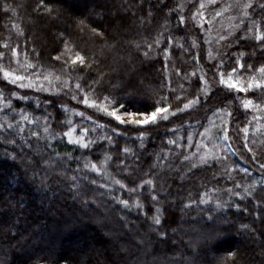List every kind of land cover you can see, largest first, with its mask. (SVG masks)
I'll return each mask as SVG.
<instances>
[{"label":"trees","instance_id":"trees-1","mask_svg":"<svg viewBox=\"0 0 264 264\" xmlns=\"http://www.w3.org/2000/svg\"><path fill=\"white\" fill-rule=\"evenodd\" d=\"M174 1L164 0L167 4L165 7L160 0H47L57 10L55 18H52L34 11L38 0H0V41L10 36L13 45L19 43L24 49L26 44V50L33 59L35 54L31 50L34 47L40 54L41 63L58 67V62L52 61L51 57L62 49L60 34L63 33L85 53L97 55L99 67L94 66L86 76V79H93L98 71L106 73L97 93L111 95L130 111H151L160 95L168 92L163 56V48L169 47L167 40L164 39L160 48L154 49L148 57L143 55L144 49L137 50L135 44L143 45L145 39L151 41L157 32L163 31L161 25L165 19L170 21L165 37L172 35L175 43L170 49L172 54L167 62V75L172 87L177 89L176 93L169 94L171 99L179 94L180 84H184L190 93H195L199 87V72L197 77H190V83L175 75L173 65L183 74L191 72L195 63L191 59L192 53L185 54L176 47V43H184L187 47L192 39L200 41V49H193L192 52L199 51L201 68L207 72L213 84V95L209 102L202 103L191 112L171 117L158 126H149L144 147L136 139V130L130 129L125 135L115 137L117 148L112 149L111 154L119 158L122 155L119 148L130 147L139 156L141 171H147L155 163L157 154L172 148L166 144L167 139L174 138L171 128L183 125L179 133L181 136L188 131L200 132L206 126L211 110L227 106L228 99L232 98L231 95L226 98L227 90L217 88L215 82L211 81L213 69L204 60L205 45L202 44L200 31L191 23L187 27H179L176 19L178 13L166 17L165 14L175 8ZM4 3L14 7L16 14L4 12ZM149 9L153 12L151 23L141 24L140 18H147ZM190 9L191 5H188L184 14L190 15ZM81 20L87 25L83 32L77 27ZM13 22L23 28L24 36H18L12 29ZM91 27L102 30L108 43L115 46L102 50L103 41L92 36ZM0 51L10 56L6 49ZM229 51H243L246 65L251 63L259 67L264 64V46L253 39L242 40L238 45L234 43ZM233 60L227 61L228 67L233 66ZM0 91L6 97H10L11 92L21 93L17 86L5 82L2 76ZM21 94L38 95L32 91ZM247 95L264 102V95L257 91ZM40 97V107L20 102L15 97L11 99L14 106L23 107L41 120L44 116H50V122L57 132L66 130L57 123L64 118L62 105L86 111L101 124L114 126L116 123L95 109L85 108L82 104L73 105L68 95L46 92ZM46 101L53 103L47 104ZM230 106L233 111L230 135L234 136L236 128L243 127L251 116L242 113L238 100ZM12 115L10 111L7 116L0 112V121ZM74 120L78 125L93 126L86 119ZM188 123L192 125L191 128L187 127ZM32 128L26 125V131ZM120 128L124 130L123 126ZM5 137L15 139L16 143L6 142ZM253 138L250 129L249 139ZM255 139L257 144L250 146L257 152V161L264 162V146L259 143L264 137L257 136ZM47 143L43 138L36 141L23 134L0 132V264H264V188L258 186L254 197L244 200L235 196L229 200L221 191V199L229 200V206L222 209H216L214 204L199 203L185 207L190 199H198L199 193L206 187L216 186L223 190L232 187L233 181L222 176V169L220 175L217 173V164L201 166L183 175L182 168L181 173L176 171L180 169L177 162L171 161V168L175 170H171V173L165 169V174L159 171L157 178V191L161 196L159 206L163 209L162 224L153 226L143 210L133 208L129 211L112 198L123 196L129 199L127 192L118 188L109 192L99 187L105 180L94 172L89 171L87 175L89 179L97 180L96 185L81 180L79 189L72 187L68 177L75 174L78 165L82 166L83 157L97 161L111 146L105 143L103 147L85 150L58 138L51 141L52 148L49 149ZM231 143L235 154H228V160L224 163L245 166L251 173L234 172L235 180L248 184L264 179L257 161L251 159V153L244 149L243 142L234 139ZM54 152H59L61 157L69 153L73 159H63L59 168L48 167L44 160ZM173 153V157L178 155L175 149ZM77 157L81 159L77 160ZM129 159L131 163H136L134 158ZM117 162H112V169L118 178H124V173L116 168ZM133 181L138 182V177L131 176L125 180L130 186ZM141 199L147 207H153L147 188ZM257 201L260 203L259 209L256 207ZM237 204L239 209L235 206ZM256 211L260 213L259 220L255 219ZM153 214L154 208L149 216ZM241 225H249L254 231L242 230ZM153 227L156 231H153ZM230 253L235 254L234 260Z\"/></svg>","mask_w":264,"mask_h":264},{"label":"snow or ice","instance_id":"snow-or-ice-1","mask_svg":"<svg viewBox=\"0 0 264 264\" xmlns=\"http://www.w3.org/2000/svg\"><path fill=\"white\" fill-rule=\"evenodd\" d=\"M160 2L167 7L164 0H160ZM187 4L191 5L190 15L184 14L186 10L185 3L177 4L165 15L168 17L173 13H178L176 19L179 27L184 28L191 23L195 29L201 30L203 35L202 44L208 46L207 59L212 62L213 75L211 81L215 82L217 88L227 90L226 98L228 95H231L232 98L228 99L227 106L211 110V116L207 118L208 126H205L202 132L188 131L185 136H181L179 133L181 127H184L183 125L171 128L170 131L174 134V138L167 139L166 144L172 146V148L157 154L155 157L156 162L147 171H141L138 166L139 156L130 147L119 148V152L122 154L119 158L111 154L112 149L117 148L115 137L125 135L130 129L136 130V139L140 141V146L144 147L149 126H158L161 122H167L171 117H176L180 113L191 112L201 106L202 103L207 104L213 95V84L210 82L207 72L202 71L199 51L192 52L193 49H200L201 42L192 39L187 47L184 43H176V47L182 49L185 54L192 53L191 59L195 62L193 70L182 74L181 70L175 68L174 65L173 69L176 76L182 77L183 80L189 83L190 77H197L199 72V87L195 93H190L184 87V84H180L179 94L170 99L169 94L176 93L177 89L172 87V81L167 75L169 72L167 62L172 54L170 49L175 43V38L172 35L165 37V31H167V25L170 22L168 19H165L161 25L163 31L157 32L151 41L145 39L143 45L140 43L135 44L137 50L144 49L143 55L145 57H148L154 49H159L164 39L167 40L169 46L163 48L168 92L160 95L151 111H130L124 103L119 102L111 95L98 94L97 89L103 82L106 73L98 71L95 78L86 79L94 66L99 67L100 61L97 55L95 53L91 55L85 53L74 41L65 38L63 33L60 34L62 49L51 57L52 61L58 62V67L46 66L41 63L39 60L40 54L36 52L34 47L31 50L35 54L33 59L26 50L27 45L25 44L24 49L21 48L19 43L13 45L10 36L0 41V49H6L10 53V56H6L5 51H0V75H2L5 82L15 85L19 89L68 95L71 100L77 101L85 108L95 109L116 122L114 126L99 124L91 116H86L84 111H76L69 109L67 105H62V110L66 115L63 120H58L57 123L66 130L57 132L50 122V116H44L41 120L40 117L27 110L20 109L17 112L11 97L27 101L30 99L27 95H18L17 92H11L10 97H6L4 92L0 91V112H4L6 116L9 111L13 113L5 121H0V132H6L9 135L23 134L36 141L43 138L48 141L46 146L49 149L52 148L51 141L58 138L66 139L68 144L85 150L103 147L105 143L111 146L105 151L102 159L97 161L83 157L82 166L78 165L74 170L75 174L68 177L72 187L79 189L81 180L96 185L97 180L89 179L87 175L89 171L94 172L105 180V183H100L99 187L105 188L109 192H114L117 188L122 192H127L129 199H125L123 196H113L112 198L129 211L133 208L143 210L146 219H149L153 226L162 224L161 213L163 209L159 206L161 196L157 191V178L159 171L165 170L163 166L168 163V157L173 154V149L192 148L194 145L196 151L190 155L181 153V163L187 166L189 172L201 166L211 167L213 164H222V175L233 181L232 187L223 190L216 186L206 187L203 192L199 193L198 199H190L185 207H191L192 203H199L214 204L216 209H222L229 206V200L233 196L238 197L240 200L253 198L258 186L264 188V179L242 184L236 181L232 174L239 171L245 175H251L249 169L231 166L224 162L228 160V153L235 154L236 150L231 143L234 139L241 140L244 149L251 153V159L257 161V152L250 145L257 144L255 137H264V102L249 98L247 94L257 91L264 95V64L259 67H255L251 63L246 65L243 51L232 53L229 50L234 43L238 45L240 41L246 39H253L264 46V0H187ZM2 8L6 13L16 14V9L10 4L4 3ZM34 11L52 18H55L57 14V10L47 0H38ZM152 16L153 12L149 9L147 18H140L141 24L151 23ZM225 21H227V24H225ZM11 27L18 36L25 35L19 24L13 22ZM77 27L83 32L87 25L81 20L78 22ZM90 32L93 37H99L103 41L102 50L115 46L108 43L102 30L91 27ZM225 57H227V60ZM228 60H233V66L228 67ZM240 94L244 95L241 96ZM237 100L245 110L246 116L251 112V119L243 127H237L233 136L230 135L233 111L229 106ZM46 103L51 104L53 102L46 101ZM36 107H40L39 100L36 101ZM73 116L89 120L93 126L78 125L74 122ZM26 125L33 126L32 130L26 131ZM120 126H123V131ZM187 127L191 128L192 125L189 124ZM250 129L251 135L254 137L251 140L249 139ZM195 135H199L201 139L194 141ZM5 140L8 143H16L15 139L9 140L5 137ZM182 141H186V143H182ZM26 143H28L27 140ZM259 143L264 146V139H261ZM31 146L29 143V147ZM129 158H134L136 163H131ZM63 159L71 160L73 157L69 153H65L61 157L59 152H54L44 160V163L48 167L59 168L62 166ZM76 159L80 160L81 158L77 157ZM114 160H118L116 168L124 173V178H118L113 171L112 162ZM257 163L261 175L264 176V162L257 161ZM168 167L171 168L172 165L169 164ZM176 171L181 170L176 169ZM79 173H84V175L81 176ZM131 176L138 177V182L133 181L132 186L125 182ZM214 178L217 177L214 175ZM145 188L148 189V199L152 202V208L147 207L142 202L141 197ZM237 189H242V191H237ZM221 191L229 197V200L221 199L219 195ZM235 206L237 209L240 207L239 204ZM256 207L259 209V201L256 202ZM153 208L154 214L149 216V212L153 211ZM255 219H260L259 211L255 212ZM241 229L254 231L249 225H241ZM153 231H156L155 227H153ZM159 234L161 236L166 235V233ZM229 256L234 260V253H230Z\"/></svg>","mask_w":264,"mask_h":264},{"label":"rangeland","instance_id":"rangeland-1","mask_svg":"<svg viewBox=\"0 0 264 264\" xmlns=\"http://www.w3.org/2000/svg\"><path fill=\"white\" fill-rule=\"evenodd\" d=\"M175 2V5H177V4H179V3H185L186 4V10L188 9V4H187V0H175L174 1ZM225 24H227V21H225ZM200 31V34H201V30H199ZM201 36H202V39H203V35L201 34ZM205 45V44H204ZM207 48H208V46L207 45H205V48H204V60H205V62H206V64H208L209 66H211L212 67V62H210L208 59H207ZM203 72H205L204 70H202ZM0 76H2V75H0ZM17 89H18V91H20L21 93H26L27 91H32V92H34V93H37L38 95H30V96H28L30 99L29 100H27V101H25V100H19L20 102H25V103H33V104H36V101L37 100H41V98L42 97H40V94H45L46 92H36V91H34V90H32V89H19L18 87H17ZM21 93H17L18 95H23V94H21ZM48 93V92H47ZM52 94H54V93H52ZM240 95H242V94H240ZM64 98V97H63ZM68 98L70 99V96H68ZM73 105H81V104H79L77 101H73V100H71L70 101ZM239 102V101H238ZM82 106V105H81ZM14 107H16V109H22L23 107H21V106H14ZM231 109H232V107L231 106H229ZM68 108L69 109H74V110H76V111H83V110H79L78 108H76V107H73V106H68ZM242 109V113L245 115V110L243 109V108H241ZM19 110H17V111H19ZM25 110V109H24ZM244 111V112H243ZM29 112V111H28ZM65 113H64V118H65ZM85 115L86 116H90L86 111H85ZM247 116H251L250 115V112L247 114ZM63 118V119H64ZM73 118V120L75 119V118H77V119H82V120H84L83 118H81V117H79V116H73L72 117ZM62 119V120H63ZM94 120V119H93ZM74 122H75V120H74ZM76 124H77V122H75ZM97 123H99V124H101L100 122H97ZM217 123H219V121H217ZM187 125H189V123L187 124ZM206 126H208V122L206 123ZM204 129V128H203ZM203 129L200 131V132H202L203 131ZM196 136V137H195ZM194 136V141H197V140H200L201 139V137L199 136V135H195ZM182 143H186V142H183L182 141ZM223 146V145H222ZM175 151H176V153L178 154L177 156H175V157H173L175 154L173 153V154H171V155H169V157H168V163L167 164H165L163 167H164V169H166V170H169L170 172H171V170H175V169H172V168H169L168 167V165L171 163V161H175V162H177V165H179L178 167H180V170H181V168H182V174L184 175L185 173H188L189 171L187 170V166L186 165H183L182 163H181V161H182V155H181V153H183V154H191L192 152H194V151H196V148H195V146L193 145V147L192 148H188V147H184V148H182V149H175ZM229 155H234L233 153H228ZM156 157V156H155ZM155 162H156V160H154ZM241 167H244V168H246L245 166H241ZM223 168V165L222 164H217V167H216V170H219L217 173L220 175V170ZM160 173H162V174H165L164 173V171L162 170V171H160ZM172 173V172H171ZM180 173H181V171H180ZM181 176V175H180ZM223 176V175H222ZM223 177H225V176H223ZM163 181H161L160 183H162Z\"/></svg>","mask_w":264,"mask_h":264}]
</instances>
